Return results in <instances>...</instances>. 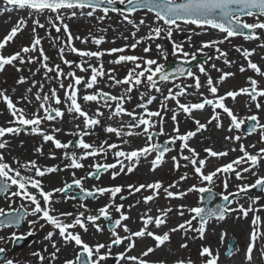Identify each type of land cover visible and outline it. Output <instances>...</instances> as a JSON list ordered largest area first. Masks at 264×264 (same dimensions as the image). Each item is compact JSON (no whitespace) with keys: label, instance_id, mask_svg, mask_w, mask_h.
<instances>
[{"label":"snow or ice","instance_id":"6c2138e0","mask_svg":"<svg viewBox=\"0 0 264 264\" xmlns=\"http://www.w3.org/2000/svg\"><path fill=\"white\" fill-rule=\"evenodd\" d=\"M3 3L12 8L16 9H28L30 10V17L32 13L41 14L44 12L54 13L55 16L48 17V25L55 29L57 33L64 32L66 39H63L58 35L53 38L54 43L61 41L59 47L60 60L65 65L72 66V61L65 58V51H70L78 55L81 58H88L91 60L95 58L100 61L104 55H113L117 53H124L127 48L135 49L139 44L145 41H154L160 39L162 36L172 42L173 52L181 54L184 58H188L190 54L183 50L182 43H176L172 38L175 31L183 32L184 25H195L198 29H215L221 33H225L223 39L210 40L202 42L198 51H203L206 48H215L218 53L217 59L226 57L227 53L222 51L218 45L225 42L233 36H243L245 40H258L260 39L257 30H264V0H3ZM117 5L122 7H117ZM87 9L88 11H84ZM10 9L5 8L4 11ZM65 10H72L70 17L77 15L76 10H80V15H86L87 17H93L94 14L99 11L103 15L99 16V20L105 19L109 12L118 13L124 21L131 24L135 32L132 33L134 43L131 45H125L121 48H111L107 50H84L78 49L74 46V40H80L81 43H87L88 38H81L79 36H73L69 26L64 23ZM140 10H146L147 13L154 14L153 26H149V31L145 36L137 37L136 33L139 31L140 26L146 25V17L141 18L137 24L132 15ZM253 17L255 22L248 23L242 19V17ZM34 25L32 32L33 38L29 46H23L19 51H16L10 55H4L2 50L6 48L7 44L14 41V38L21 32L24 27L27 26V20L20 18L17 23L8 31V33L0 39V71H3L5 66L13 65L14 62L19 61L20 64H34L38 63L41 68L44 69L45 79H56L62 81L64 78H70V83L65 86L62 82L60 88L65 89L64 99L62 100L57 93L56 88H51L48 93L43 92L44 85L39 84L38 91L34 94L35 100L38 102V110L27 113L24 108L17 107L19 101L14 102L12 97L7 94L6 90H0V102L6 105L9 114L12 116V120L8 123L10 126H0V149H5L8 143L5 138L7 135H18L22 129L30 128V132L34 135L42 136L45 142H51L56 149H69L70 145L80 149V153L65 151L63 158L68 161L64 165L65 169H82L85 167L83 161L89 158L103 157L107 160L108 153L111 152L114 157L113 163H94L89 167L94 171H89L86 177L77 178L75 171L72 172L71 183H65L63 187L54 188L51 191L45 190L42 182V178L48 174L61 171L58 166L52 167H41L38 166L36 161H28L23 164L19 160H15L17 167H12L6 162L5 156L0 152V195H4L9 201L10 211H6L4 208H0V228L15 227L19 228L21 222L25 216H32L35 219L29 220V231L25 235H17L13 232L11 240L19 242L22 239H26L28 236L34 235L35 225L39 224L41 220L45 223L40 224V228L43 229L46 225H50L53 231L47 232L44 239L50 241L51 247L54 251L50 254L51 260L57 259V253L60 248L57 246L53 237L56 235L58 230L59 237L65 245L74 244L80 251L75 255L74 259H66L64 264H104L109 259H114L116 264H164L163 261L152 262L149 259L150 254H154L158 249H161L166 243L170 241V236L175 232H183L185 239L188 238L189 232H195L200 239H204L206 232V225L209 220L217 219L223 220L227 213L237 212L243 218H247L250 213H253L251 221L252 230L249 236V243L246 248L245 259L248 264H252L253 253L256 242L258 239H264V232L259 228L260 217L255 213H258L261 209L254 207L260 197L252 199L251 204L245 207L237 202L236 208L227 207L224 204H216L215 207H186L180 205L178 214L183 217L185 211L189 213V219L184 220L175 227L169 228L162 234L151 230V226H155L156 229H160L162 226L167 224L169 214L173 211L171 207L168 208H157V215H151L152 209H146L145 212L140 216L142 226L132 231L129 226L124 223L130 219V216L124 211L123 203H116V198L119 196L121 201L127 199L126 196L121 195L123 193V186L114 187H99L93 186L91 189L84 187V180L88 178H100L101 171H111L113 179L116 176L124 173H131L141 158L147 159L153 153L155 158L151 160V170L155 171L164 160L167 153L175 150V145L179 141V157L173 156V166L175 169L180 168V160L188 162L191 166L195 177L199 180L200 185L193 184L186 191L174 192L171 189L178 188L179 182H173L165 186L162 181H155L152 183H142L139 185H128V194L136 195L142 192H149L148 195H143L142 199H138L135 204L143 203L148 205L150 202L156 200L161 192H163L166 199H183L188 193H208V201L212 200V186L215 181L221 176L224 177L223 188L224 191L220 193V199L227 202L228 205L232 204L233 201L230 197H235L240 193L248 192L251 189L259 188L264 191V175H260L254 171L264 161V147H260L256 152L252 153L248 151L249 147L255 148V145H239V152L241 153L236 159L216 167L214 170L205 171L208 160L211 158H221L228 156V151H216L211 147L205 148L204 152L207 154L206 158H200V154L190 146L189 141L197 135L201 130H206L207 125L196 120L192 113L194 111H202L206 107L212 109V116L208 123L216 121V127L221 128L222 123L220 122V114L217 109L222 110L230 120L228 131L233 130L239 131L242 126L247 122H252L247 128L246 135L257 133L260 137V143L264 144V122H261L257 115H249L247 117H239L232 108L228 107L225 101L231 98L233 101L238 96L245 95L249 97L250 101L255 104L257 110H264V104L260 101L264 99V87L261 86L260 81L253 77H248L246 86L240 87L236 90H229L223 95L218 94V85L228 78L234 76L232 72H222L217 81L209 76L207 79V90L210 96H204L200 93V100L196 103H181L180 97L186 96L189 93L187 88L195 87L197 92L202 87L199 76H197L191 69H185L178 67L174 70V73L167 72L164 65L159 64L155 59H146L137 57L134 55H123L116 56L114 60L109 63L119 65L123 62H132L134 67L129 69L127 75L123 79H118L115 75V69H108L105 71L103 63H98L93 66L85 60L82 63L76 64L75 68L79 69L80 72L89 73L88 76H78L75 72L69 71L65 73L59 64L50 66L48 61L49 57L45 54L44 49L41 46V38L36 34L37 28H45V24L41 23L39 19H33ZM199 35L200 33H195ZM127 39V38H125ZM92 43L99 46L104 42V37H91ZM191 40V36L188 37ZM157 49H162V45L157 44ZM264 47V45H261ZM150 47H145L143 51L149 52ZM39 52V56L26 55L33 52ZM237 52L241 54L247 66L241 65L239 71L244 73L247 70L253 71L257 76L264 78V70L258 66L257 63L251 60V56L255 50L237 48ZM191 59L195 60L196 56L191 55ZM211 59V57H209ZM142 61V62H138ZM187 63V59L185 60ZM225 64L232 63L227 59L224 60ZM87 65V66H85ZM215 67V65H213ZM38 68L36 71H39ZM17 71H20L17 68ZM217 71H221L217 69ZM55 73L54 77L49 76V73ZM199 72L207 75L205 67L199 66ZM192 78L195 83L194 85H175L179 90L173 92L170 88L168 89L167 95L163 96L160 102V109L156 111L149 110L148 105H151L156 96L149 95L145 98V94L141 93V103L137 105L138 108L142 109L141 112L135 110L129 111L124 105L127 101L131 100V95L138 86L147 83L149 92L155 91L157 93L162 92V89L158 86V80L161 82H167L174 75L184 76ZM35 75V73H33ZM107 77L109 81L108 86H119L127 85L124 89L125 95H112L109 92H105L96 86L99 83L100 78ZM158 78V80H157ZM27 82V78L21 76L17 80V84H24ZM36 81H32V87H37ZM83 85L85 89H95L93 92H86L82 99L85 103L96 102L99 104L103 101V107L109 110L107 119L113 120L117 117L127 116L130 118L129 122H124L121 119L120 126L114 127L108 125L104 127V131L109 134H114L120 138L121 143H109L107 140L100 144L86 142L84 137L89 136L93 133L96 126L101 125L100 117L104 116V112L100 107H97L95 112L90 114L86 111L81 103H79V86ZM28 93H32V88L27 89ZM22 100L31 103V100L27 95L21 97ZM172 100L175 102V107L169 109L167 101ZM67 105V111L69 113H75L76 117L82 118L83 127L77 125L78 131L70 133L71 135L77 136L78 139L74 142L69 141L67 143L61 142L56 138L55 133L60 132L61 129L53 128L51 132L45 131L41 126L44 121H54L62 119L64 111L60 107H52L51 105ZM165 111H171L172 121L177 125L173 128L174 135H169L168 139L159 143L156 138L160 135H165L163 128L164 116L162 115ZM182 111L186 116L193 119L196 125L195 131H188L181 134L177 121V113ZM43 112V115H41ZM74 117V118H76ZM153 118H157L154 120ZM159 126L158 131H153ZM145 136L146 141L144 146L133 148L130 151H125L122 147L123 144H128L130 141L124 139L125 137L133 136ZM225 140L229 141H240L241 135L225 136ZM190 153V155H184V151ZM37 152H41L40 148L36 149ZM231 151H237L236 148ZM51 158H55L54 155ZM118 169V170H117ZM27 172L29 174L25 175ZM244 173H251L256 177L255 182L251 184H243L237 186V192H228V178L234 174L235 179L243 180ZM188 179V174L180 176V181ZM75 188L80 190L82 195L80 196L81 201L86 198H97V196L109 195L110 202L100 207L97 210V214H87L89 212L87 205L81 203L80 208L84 211L77 212H57L53 207L55 203L53 197L55 193L66 194L69 190ZM15 190H12V189ZM19 198L21 201L27 202V206L22 204L21 208L24 211H19L11 207L14 198ZM66 199H76V197L65 196ZM135 205H128L131 209ZM118 214V218L113 219L111 210ZM103 219L104 221L110 222V233L111 239L107 243L97 242L93 245L85 242L79 232L74 231L76 228H80L83 231H88V225L91 224L97 232H103L104 227L97 223V221ZM193 221H197L198 226L193 225ZM122 229L125 235L120 234ZM143 238H151L154 241V246L146 247L138 255H130L133 249L136 247V240ZM196 237H192L195 239ZM223 238V236L221 237ZM0 239H3L0 237ZM124 245V251L116 253L113 256L112 249ZM181 248H187V243H182ZM47 249H45L46 251ZM6 250L0 248V264H14L11 259L3 257V253ZM34 256L38 257L41 262L44 261L45 257L41 252H34ZM264 256V251L261 253ZM199 257L201 258V264H218V254H214L212 249L207 246H202L199 251ZM176 264H195L194 261L188 259H180L176 261Z\"/></svg>","mask_w":264,"mask_h":264},{"label":"rangeland","instance_id":"374dc122","mask_svg":"<svg viewBox=\"0 0 264 264\" xmlns=\"http://www.w3.org/2000/svg\"><path fill=\"white\" fill-rule=\"evenodd\" d=\"M0 3H3V0H0ZM23 10H24V14H25L24 18L27 20V26L24 27V29L18 33V35L14 38L13 42H10L7 44L6 48L2 50L3 54L4 55H10L11 54V51L8 49V47L11 45H14L16 47V50L18 49V51L23 46H29L31 43V40L33 38L32 29H33L34 25L32 23V20L33 19H39L41 23L45 24V28H37L36 34L41 38V46L44 49L45 54L49 57L48 63L50 66H54V65L59 64L65 73H67L69 71H73L78 76L90 75V72L89 73L80 72L79 69L75 68L76 64L82 63L85 60H87L88 63H91L93 66H96L98 63L103 62V64H105L109 68L115 69L114 75L118 79H123V77L125 75H127L128 70L134 67V64L132 62H123L119 65L109 63V61L114 60L116 58V56H118L120 54L134 55V56L142 57V58H146V59H155V60H157V62L159 64L164 65V67H166L168 62H175L177 60H186V59L192 60L191 55H195L196 59L197 58H201V59L206 58L205 62L198 64L197 66H195L192 69V71L197 76H199L200 81H201L202 87L199 89V92H197L195 87L187 88V92L189 94L186 95V97L188 96L190 100L196 102L200 97V93H203L204 96H210V94L207 90V79L209 76L215 82L218 80V78L222 74V72H229L230 71L229 69H231L236 62L243 64L245 67L247 66V61H245L244 58L241 56V54L236 51L237 48L249 49V50L254 49L255 50L254 54H257V55H255L256 57L254 56V60L257 61V63L259 64L258 66H261V65L264 66V47H261V45H264V30H257L258 35L260 37V39H258V40H245L244 37H230V38H228L227 40H225L224 43L218 45V47L222 51L227 53V56L221 57L220 59H217L216 57H217L218 53L215 51V48H206V49H203V51H198V49H200L202 42H207L210 40H217V39H215V37L213 35L217 34V35H219L220 39H223L226 34L221 33L215 29H210V28L198 29V28H196L195 25H184V24H181V27L184 28L185 31H183V32L175 31L172 39L176 43H182L183 44V50L190 54V56L188 58H184L179 53H174L172 42L169 41L167 38H164L162 36L160 39H156L154 41H145V42L139 44L135 49H132L129 47L125 50L124 53H117V54H113V55H107L106 54L101 58L100 61H97L95 58L88 60V58H81L78 55L70 56L65 51V58L68 59L69 61H72V66H69V65L63 64V62L60 60L58 49L61 46V41H56L55 43L53 41V38L58 36V35L62 38V40L66 39V36H65L63 31H61L60 33H57L54 28H52L50 25H48V22H47L48 17L54 18L55 14L46 11V12L41 13V14L32 13L31 17H30V15H29L30 10H28V9H23ZM71 11L72 10H65L64 23H66L69 26V29H70V31L74 37L79 36L81 38H88L87 43H81L80 40H76V41L74 40L75 42L73 44L78 49L97 51V50H107V49L115 48V47H112V45L110 46L109 44H106L104 47L97 46L94 43H92L91 37L92 36H96V37L103 36L104 40L107 38V41L109 43L110 36H106V34L116 35V33H119V32L121 34H123V37L125 35L127 38L126 42H124V44L122 45L123 47L126 44L131 45L132 43L135 42L133 39L132 33L136 29H134L131 24H128L126 21H124L123 18L118 13L109 12L108 16L105 19L99 20L98 17L103 15L102 12L97 11L93 17H87L86 15H80V10H76L77 11V15H76L77 19L73 21V19L69 18ZM84 11L86 12L88 10L85 9ZM146 15L154 20V14L147 13L146 10H141V11L134 13L131 18L134 19L136 21V23L138 24L139 20L142 18V16H146ZM242 19L248 23L255 22V19L253 17L245 16ZM151 26H153V25H151ZM10 29L11 28H9V27H1L0 28V39H3V37L8 33V31H10ZM148 31H149V28L147 27L145 29V32L143 33V36H145L148 33ZM207 31H212L213 35H209V37L205 36ZM195 33H200V34L196 35ZM189 36H191L190 41L188 40ZM157 44L162 45V49H157V47H156ZM107 46H109V47H107ZM98 47H101V48L98 49ZM145 47H150L151 50L149 52L145 53L143 51V49ZM117 48H121V47H117ZM169 52H171L170 56L167 55ZM26 55H32V56L38 57L39 52L37 51V52H33L30 54H26ZM253 55L251 56V60H252ZM209 57H211V59H209ZM225 59H227L228 61H231L232 63L225 64L224 63ZM138 62H142V61H138ZM14 64H15V66L8 65V67L4 68L6 70V73L4 75H2V77L0 74V90H6V92L8 94L9 93L8 88L11 85L15 84V82L21 76H24L27 78V82L23 84L24 87L26 86L27 89L32 88V90L34 91L33 92L34 94L38 91L39 84L42 83L44 85V88H43L44 93H48L51 88H56L57 93L60 96V98L62 100L64 99L65 89L60 88V83L62 82L65 86H67L70 83V78H64L62 81H58L56 79L49 80V79H45L44 69L41 68L38 63L20 64L19 61H16V62H14ZM200 65H203L205 67L207 75L199 72V66ZM213 65H215V67H213ZM85 66H87V65H85ZM17 68H19L20 71H17ZM38 68L40 70L36 71ZM218 68L221 69V71H217ZM0 73H1V71H0ZM33 73H35V75H33ZM238 74L239 75L236 76V78L234 79V80L238 79V82H235L232 79H230V81H228L229 80V78H228L227 80L224 81V82H227V85L220 87L218 94L223 95L224 93H226L229 90H236V89H239L240 87L246 86V82H247L248 77H253V78L257 79L258 81H260V83L264 82V78L257 76L251 70H247L244 73H241L239 71ZM48 75L51 77H54L55 73L54 72L49 73ZM32 81L38 82L37 87H32ZM194 83H195V81L192 78L184 77L181 79H170L167 82L159 81L158 86L162 89V92L164 91V95H167L168 89H170V88L173 89L175 87V85L181 84V86L183 87L185 85H194ZM108 84H109V81L107 80V77L105 76L103 78H100L97 87L99 89H102L105 92L111 93L112 95H117V96L125 95L124 89L127 87V85H119V86L109 87ZM80 86L83 87V85H80ZM58 88H60L61 91H59ZM141 93H144L145 98H147V96L152 95L153 93H155V91L149 92L147 83L145 82L144 84H142V85L138 86L136 89H134L132 93L128 94V95H131L132 98H131V100H129L125 103L124 107L129 111L135 110L136 112H141L142 111L141 109L140 110L134 109L135 105L140 104L142 102L141 98H140ZM34 94L32 96L33 106H34V109L37 111L38 110V102L35 100ZM164 95L159 97V102H161ZM79 96H80L79 103H81L83 108L86 111H89L90 114L94 113L97 107H100L101 110L104 112V116L100 117L101 125L96 126V128L94 129V131L91 135L84 137L86 142L100 144L101 142L107 140L109 143L120 144L121 143L120 138L116 137L114 134H109V133L105 132L104 127L108 126V125L119 127L121 119L124 122H129L130 118L127 116H124L122 118L117 117V118H114L113 120H109V119H107L109 110L107 108L103 107V101H101L99 104H97L96 102L85 103L82 99L83 95H79ZM190 96L192 98H190ZM186 97H185V99H188ZM239 98H241L247 102L246 103L247 104L246 109H248V111H246L243 115H238L239 114V112H238L237 115L239 117L244 118V117H247L249 115L255 114L258 116V118L260 119L261 122H264V110H257L255 108V104L253 102H251L249 97H247L245 95H241V96H239ZM260 102L262 104H264V99H262ZM225 103L228 107H231V105L234 104V101L231 98H228L225 101ZM51 106L52 107H60L64 111L65 114H64L62 119H57L54 121H44V123L42 124L41 127L47 132H51V130L53 128L61 129L60 132L55 133L56 138L61 140V142L67 143L69 141H72L74 144V142L78 139V137L71 135L70 133L78 131L77 125H80L81 128L83 127L82 118L76 117L75 113H69L67 111V105L66 104H61V105L52 104ZM159 109H160V103L157 107H155V109H150V110L156 111ZM202 111L205 114L203 116H201L200 118H197L196 120H199L201 123L206 124L207 125L206 130L199 131L197 133V135L195 137H193V139H194L193 147L194 148H195V144H199V143L201 144V148L198 150V153L200 155L203 152L202 143L205 140L206 141L209 140L210 135H211V130L216 127V121H213L212 123H208L209 119L212 116V109L210 107H206ZM197 112H199V111H197ZM219 114H220V122L222 123L221 128L223 129V135L221 137H222L224 142H227L228 145H230V146L236 145L237 147H239V145L241 143L243 144V142H245L246 140H249L250 144L252 142L251 145H253V144L255 145V148H252V147L248 148V151L252 152V153L256 152L260 147H264V144L260 143V137L257 133H255L253 135H246L244 133V128L246 127L248 122L244 126H242V128L239 131L233 130L232 132H229L228 131V127L230 124L229 118L223 112H220ZM41 115H43V112H41ZM162 115L164 116L163 128H164V131L166 134L160 135L159 137L156 138V140L161 144L165 140L168 139L169 135H174L173 128L177 126L171 119V116H172L171 111H165L162 113ZM74 117H76V118H74ZM12 119L13 118L9 114L4 103L0 102V126H4V127L10 126L8 122ZM153 119L156 120L157 118H153ZM177 121H178V126H182V128H179L181 134L186 133L188 131H195L196 130L195 123L192 120H190L189 117L186 116L182 111H178ZM158 130H159V126L156 129H154L153 131H158ZM235 135H241L242 139L238 142L237 141H229V140L224 139L225 136H235ZM8 136L9 137H7L5 139L8 143V146L5 149H1L0 152H2L4 154L6 162L9 163L12 167H14V168L17 167L16 163L14 162L15 160H19L21 162V164L34 160V161H36L38 166L52 167L48 164V161L44 160L43 157L41 156L43 153L41 154V152H40L39 154L34 155L28 151V149H29L28 145H30L29 139L32 137L35 138V135L30 132V128L22 129L18 135H8ZM37 136H40V135H37ZM133 137H127V139L129 140L130 138H133ZM129 141H132V142L135 141V143H137V144L133 145L132 148L142 147L145 144L146 137L143 135L136 136L135 140L132 139ZM48 145H49V148L52 151L53 155L56 158L55 164L53 166H58L61 169V171H57L55 173V177H53V178L47 177V176H44L42 178V182H43V185L45 187V190H48V191H51L54 188L63 187V185L66 182L71 183L73 171H75L77 178L86 177L89 171H94V169L89 167L90 165L97 163V162H99V163H104V162L112 163L114 160L112 158L113 157L112 153L109 152L106 161L103 157H99L96 159L89 158V159L83 161L85 167L82 169H76V170L65 169L64 165L67 164L68 161H66L63 158L64 152L65 151L76 152L77 154H79L81 150L78 148H75L72 145H70L69 149H67V150L56 149L51 142ZM128 148H131L130 144H128ZM228 152H229V155L230 154L234 155V156L227 157L230 161L232 158L235 159L236 157L241 155V153L239 152L238 149H237V151H231V149H228ZM184 155H190V153H188L185 150ZM173 156L179 157V141L175 145V150L167 153L166 156L164 157L163 163L161 164L162 166H165L166 170H168V172H166V173L164 171V175L161 177V179L164 181V183L165 184H170L173 182H179L180 183L181 182L180 176L187 173L188 179L186 181H188L189 184L187 185L186 190L189 187H191L193 184L201 186L199 180L195 177L193 169L191 168L190 165H188V162H186L184 160H180V165H181L180 168L178 170L174 168L173 161L171 159ZM149 157H150V163H151V160H153L155 158V153H153ZM223 160H225V158H223ZM161 165H160V167H161ZM213 167H215L214 164H213L212 168ZM111 171L112 170H109L108 172L102 173L100 179L97 182L91 181L89 178L84 180V182H83L84 187L91 189L93 186H99V187L123 186L124 191H123V193H121V195L126 196L127 199H125L124 201H121L119 199V196H118L116 198L115 202L116 203H123L125 206L124 210L126 212V209H128V205L132 204V202H136L138 199H142V196L140 198H137L136 195H129L128 190H127V184H125L124 181L122 182V180L124 178H122V177H120V175H118V176H116L115 179H113L111 176ZM205 171H208V169L206 168ZM254 171L258 172L260 175H264V161H261V163L258 165V167L256 169H254ZM24 174L27 175L29 173L25 172ZM52 174H54V173H52ZM243 175L245 177L243 180H236L234 174L228 178V189L230 187L231 188V189H229L230 191L232 190V188H237L238 185L251 184V183L255 182L256 177L253 176L251 173H244ZM223 180H224V177L221 176L219 179H217L215 181V184L212 186L213 192H215L218 196V199L215 200L216 202L221 200L220 199V193L224 191ZM235 180L237 182L236 184L234 183ZM174 189L179 190V187L174 188ZM12 190H15V189L13 188ZM263 192L264 191H261L260 193H256V194H252V195H247V192H245V193H242V199L245 202V204H247L246 206H248L249 204H251L252 199H254L256 197H260V199H261V197H263L262 196ZM67 196L72 197V194H69ZM189 196H194L195 201L193 203L195 204V207L196 206H203L201 203L202 193L191 192V193H188L186 195V197H189ZM53 199L55 201V203L53 204V207L57 210V212H63L64 207L70 208L69 212L84 211L83 208L79 207V205L81 203H84L87 205V208L89 210V212H87L86 215L87 214H93V215L97 214V210L100 207H103L105 204H108L110 202L109 195H107V194H105L104 196H101L98 199V201L92 202V203L90 201L80 202V201L75 200V199H66L65 196H63L61 193H55ZM232 199H233V197H232ZM258 202H259V200L254 205V207L261 209V210L255 214L259 215V217L261 218L260 222H259V228L261 231H264V209L260 207ZM22 204L27 206V202L21 201L17 197V198H14V201L12 202L11 207L13 209H18V208H21ZM139 205H141L142 208L148 209V208H146V205L143 203H140ZM231 205L232 204H230L228 207L231 208ZM0 208H4L6 211H10L9 201L5 198V196L0 197ZM22 210H25V209H22ZM111 215H112L113 219L118 218V214L114 211V209L111 210ZM178 217L183 222L186 217L187 218L189 217V213L188 212L185 213V215L183 217L178 215ZM252 218H253V213H250L247 218H243L239 215V213L237 215H235V214H232V212H230V213H227V215L225 216V219H223V220H217V219L209 220V222H214V223L220 222V223H222V226H223L221 228V230H218L216 232H214L212 227H210V228L208 227L209 228L208 235L212 238V240L214 238V237H212V235H214V234H215V237L217 239H219L217 245H214V243H212V245L209 243L201 244L202 239H200L195 232H189L188 233V240H189L188 241V247L186 249H184V251H186V254L188 256V258L186 260L191 259L192 261L195 262V264H201V258L199 257V251H200L202 246L210 247V245L213 248L212 251L214 254H218V256H221L222 260H224V261L228 260L231 256H233L235 254V252H237V248H239L238 240H239L240 236H239V234H237V232H240L247 239V235L249 234V232H251L252 227H253L251 224ZM32 219H35V217L26 216L25 223H24L23 227L20 228L19 230H15L13 228H2V229H0V237L3 238V239H0V248H4L6 250L5 252L7 254V259L13 260L14 264H54V263L55 264H64L66 259H74L75 258V255L80 251V249H78L74 244L65 245L63 243V241L61 240V238L59 237V235H57L58 241H56L55 240L56 235H55L53 237V240L56 241L57 246L60 248L59 253H57V257H59L61 259V261L60 262H54L53 260H51L50 254L54 251V249L51 247L50 241L45 240L44 237L47 234V232L53 231V229L51 228L50 225H46L43 229H41L40 224L45 223L43 220H41L39 224L35 225L34 235L27 237L29 239L31 238V240H30L31 242L29 244H27L20 252L19 251H13L12 250L13 242L11 240L12 233L16 232L17 235H25L29 231L28 221L32 220ZM135 222H136L135 227H134L135 229H132V231H136L142 226L140 218H136ZM97 223L101 224L104 227V231H105V233H104L105 237L101 238V240L103 241V243L109 242L111 239V233L107 229V227H106L107 225H106L105 221L103 219H101V220L97 221ZM193 225L198 226L197 221H193ZM87 227H88V231L87 232L83 231L86 233L85 238H84L85 242L89 243L90 245H92L93 243L95 244V243L99 242L97 239V236L94 234V231L91 229L92 225L89 224ZM152 228H153V229H151L152 231L156 230L155 226H153ZM206 229H207V226H206ZM180 234H182L184 239H185L184 233L181 232ZM222 236H223V238H221ZM226 236L228 238L227 242L225 241ZM192 237H196V238L192 239ZM232 238H234L236 241V251L233 252L230 256H226L227 246H228V244ZM136 241H142L143 246H145V245L147 246L148 243L151 244L152 246H154V241L151 238L137 239ZM193 241L196 242V245L194 246V248H192V247L191 248L195 249V250H192L190 248L191 243H193ZM246 241H248V239ZM121 246L114 247L112 249L113 256H115L116 253L124 251L125 246L124 245H121ZM255 247L257 249L256 252L264 251V249L261 245V239L257 240ZM45 249H47V250L45 251ZM141 249H143V247ZM221 250H222V252H221ZM34 252H41V254L45 257L44 261L41 262L38 257L34 256L33 255ZM162 252H165V251L161 250L160 253H162ZM158 258L159 259L157 261H152V262L163 261L164 264H167L168 261H167V258L165 255H159ZM104 263L105 264H116L114 259H109L108 261H106Z\"/></svg>","mask_w":264,"mask_h":264},{"label":"bare ground","instance_id":"6f19581e","mask_svg":"<svg viewBox=\"0 0 264 264\" xmlns=\"http://www.w3.org/2000/svg\"><path fill=\"white\" fill-rule=\"evenodd\" d=\"M5 8H8L10 10L9 11H4ZM24 17H25V14H24V10L23 9L12 8V6H8V5H5L4 3H0V28L1 27L12 28L17 23V21L20 18H24ZM144 17H146V25L140 26L139 31L136 33L137 37H142L143 33L145 32V29L147 27L149 28V26L153 25V19H151L147 15L146 16H142V18H144ZM70 19H73V21H74V20L77 19V16L71 17ZM135 31L136 30H134V32ZM209 35H213V32L212 31H207L205 36L209 37ZM106 36H110L109 43H108L107 38H106L104 40V42L101 45H99V46L104 47L106 44H109L110 46L112 45V47L117 48V47H123L122 45L124 44V42H126V39H125L126 36L124 35V37H123V34H121L120 32L116 33V35H114V34H112V35L106 34ZM213 36L217 40L220 39L219 35H217V34L213 35ZM75 41H73V43ZM101 47H98V49H100ZM107 47H109V46H107ZM8 49L11 51V54H13L16 51H18V49L16 50V47L14 45L9 46ZM66 53L69 54L70 56H75L76 55V54L71 53L70 51H67V50H66ZM255 55H257V54L253 55L252 61L257 63V61L254 60V56ZM241 65H243V64H240V63L236 62L233 65V67L231 69H229L230 70L229 72L234 73V76L230 77L228 81H230V79L234 80L236 78V76L239 75L238 72H239V68H240ZM103 66H104L105 71H107L108 69H111L108 66H106L105 64H103ZM5 67H8V65L5 66ZM260 67H261L262 70H264V66L261 65ZM219 70H221V69H219ZM5 73H6L5 69L3 71H1V73H0L1 77ZM234 81L238 82V79H236ZM263 83L264 82L260 83L262 87L264 86ZM179 85L181 86V84H179ZM225 85H227V82L220 83L218 85V90H220V87L225 86ZM79 89H80L79 95H84L86 92L90 93V92H93V90H95V89H85L82 86H79ZM58 90L61 91L60 88H58ZM172 90H173V92H176L179 89L174 87ZM8 91H9L8 94L12 97L14 102L19 101V103L17 104V107L24 108L25 111L27 113H29V114H31L32 112L36 111L34 109V106H33V98H32V96L34 94L33 90H32V93H28L27 92V87L26 86L24 87L23 84L22 85L17 84V81H16L15 84L11 85L8 88ZM161 94L164 95V91L160 92V93H156L155 92V93L152 94L153 96H156L157 99L154 100L151 105H148L149 110L150 109H155V107H157L159 105V103H160L159 102V97L162 96ZM25 95H27L29 97V99L31 100V103H28L27 101H24V100L21 99V97H23ZM185 97L186 96H181L179 98L181 103H196V102H199V100L201 98V97H199V99L196 102H194V101L190 100L188 96L186 97L188 99H185ZM190 98H192V97L190 96ZM246 103H247L246 101H244L243 99L239 98V96H238L236 98V100L234 101V104H232L230 108H232L233 111L236 114H238V112H239L238 115H243L246 111H248V109H246V105H247ZM137 105H135L134 109L140 110V108H138ZM167 106H168L169 109H171V108H174L176 105H175L174 101L169 100V101H167ZM204 114L205 113L203 111H199V112L194 111L192 113V116L195 119H197V118H200L201 116H203ZM189 119L193 121L192 118H189ZM114 127H116V126H114ZM179 128H182V126H179ZM222 135H223V129L222 128H216L215 127V128H213L211 130V135H210L209 140H207V141L205 140L202 143L203 152L200 155V158H206L207 154L204 152V149L208 148V147H211L213 150H216V151H228V149H233V148L239 149V147H237L236 145H234V146L231 145L230 146V145L227 144V142H224L222 137H221ZM7 137H9V136L7 135L3 139L5 140ZM135 138H136V136H134L133 138H130L129 140H132V139L135 140ZM124 139H127V137H125ZM29 143H30V145H28L29 146L28 151L31 152V154H34V155L39 154L40 152H37L36 149L40 148L41 149V154L43 153L41 155L43 157V159L48 161V164L50 166H53L55 164V159L56 158H54V159L51 158L53 153L50 150L49 145H48L50 142H45L41 136L35 135V138L32 137V138L29 139ZM128 144H130L131 148H128ZM128 144H123L122 145V147H123V149L125 151L132 150L133 149L132 148L133 145H135L137 143H135V141L134 142L130 141ZM189 144H190L191 147H193V144H194V139L193 138L189 141ZM243 144L251 145L252 142L250 144V141L246 140L245 142H243ZM200 148H201V144L200 143L199 144H195V148L194 149L197 152H198V150ZM229 156H234V155H232V154L229 155L228 154V156L221 157L219 159H217V158L209 159L208 163L206 165V168L208 169V171H211V170H214L216 167H219V166H221L223 164H226V163L230 162V160L227 158ZM112 158L114 159V157H112ZM223 158H225V160H223ZM233 159L234 158H232L231 160H233ZM113 162H114V160H113ZM213 164L215 165V167L212 168ZM164 171H165V173L168 172V170L165 169V166H162V165H161V167L160 166L157 167L155 171H152L151 170L150 157H148L147 159L141 158L139 160V162H138V165L135 167L133 172L127 173L125 171L124 173L120 174V177L124 178L122 180V182L124 181L125 184H127V186L130 185V184L139 185V184H142V183H152V182H155V181H162L163 184L165 186H167L169 184H165L164 181L161 179V177L164 175ZM55 173L56 172H54V174L51 173V174H48L46 176L53 178V177H55ZM236 180L234 181L235 184L237 183ZM188 184H189V182L186 181V180L181 181L179 183V190L178 189H171V190L174 191V192L185 191ZM229 189H231V188L229 187ZM229 189L227 190L228 192H237V188H232L231 191ZM127 190H128V188H127ZM148 194H150V193L149 192H142V193L136 194V196H137V198H140L141 196L148 195ZM262 196L263 197H261V199H259L258 203H259L260 207L264 209V192H263ZM231 200L233 201V203L231 205V208H236L237 207V202L239 204H242L245 207H247L246 206L247 204H245V202L242 199V193H240L239 195L233 197V199H231ZM194 201H195L194 196H189V197L185 196L183 199H166L164 197L163 192H161L160 196L156 200H154V201L150 202L148 205H146V208L152 209L151 215H153V216L157 215V211H156L157 208L163 209V208L171 207L173 209V211L168 216L167 224L165 226H162L160 229L154 230V232H158L159 234H162L164 231H167L169 228L175 227L179 223H182L181 219L178 217V215H179L178 214L179 206L180 205H185L186 207H195V204L193 203ZM130 205H135V206L132 207L131 209H129V208L126 209V213L130 216V219L128 221H125L124 223H126L129 226V228L132 230V229H135L134 228L135 224H136L135 219L136 218H140V216L145 212L146 209L142 208L141 205H139V204H135V202H132V204H130ZM69 211H70V208H68V207H64L63 208V212H69ZM185 213H187V211H185ZM232 214L237 215L238 213L237 212H232ZM187 219H189V217L185 218V220H187ZM153 226H151V229H153L152 228ZM206 226H207V229H206V232H205V235H204V239H202V243L201 244L209 243V244L212 245V243H214V245H217L219 239H217L215 237V234H214V235H212V237H214L215 239L213 238V240H212V238L208 235V231H209L210 227L213 228L214 232H216L218 230H221V228L223 227L222 223H220V222H218V223L208 222V224ZM91 229L94 231V234L97 236L98 241L100 243H103L101 238L105 237V235H104L105 231L97 232L93 226H92ZM74 231L79 232L81 234L83 240L85 241L84 238H85L86 233L83 232L82 229L76 228ZM262 232H264V231H262ZM180 233L181 232L172 233L171 236H170V241L168 243H166L162 247L163 249L162 248L158 249L154 254H150L148 259L150 261H157L159 259L158 258L159 255H165L166 258H167V261H168L167 264H176V261L180 260V259H184L185 261H187L186 259L188 258V256L186 254V251H184V249H186V248H181L180 245L182 243H187L188 244L189 240H188V238L184 239L183 235L180 234ZM120 234L121 235H125V233H123L122 229H120ZM237 234H239V236H240V238L238 240L239 248H237V252H235V254L233 256H231L226 261L222 260L221 256H218L219 257L218 264H248V261L245 259V253H246V248H247V245H248V242H249L250 232L247 235L248 241H246L247 240L246 237L244 235H242L240 232H237ZM57 235H59L58 234V230L56 232V239H55L56 241H58V236ZM225 239H226L225 241L227 242L228 241L227 236H226ZM195 245H196V242L193 241V243H191L190 248L191 247L194 248ZM211 245H210V248L213 250ZM261 245H262V247L264 249V239H261ZM147 246L149 247V246H152V245L148 243ZM147 246L146 245L143 246L142 241H136V247L129 254L130 255H138L143 250H145ZM142 247H143V249H141ZM161 250H164L165 252L160 253ZM192 250H195V249H192ZM256 251H257V249L255 247L254 248V253H253L252 264H264V256L261 255L262 251H260L261 253L260 252H256ZM221 252H222V250H221ZM60 261H61V259L59 257H57V259L54 260V262H60Z\"/></svg>","mask_w":264,"mask_h":264},{"label":"water","instance_id":"95a60500","mask_svg":"<svg viewBox=\"0 0 264 264\" xmlns=\"http://www.w3.org/2000/svg\"><path fill=\"white\" fill-rule=\"evenodd\" d=\"M117 7H122V6H119V5H117ZM170 53V52H169ZM168 53V55L170 56V54ZM204 60H194V61H190V62H187L186 64H185V62L184 61H177V62H169L168 64H167V67H166V71L167 72H170V73H174V70L176 69V68H178V67H183V68H185V69H192L195 65H197V63H202ZM186 76V74L184 75V76H179V75H174L172 78L174 79V78H181V77H185ZM172 78H170V79H172ZM157 80H158V78H157ZM159 81V80H158ZM102 172V171H101ZM69 191H71V190H69ZM261 190L259 189V188H256V189H253L250 193H255V192H260ZM82 195V193L81 194H78L76 197H78V198H80V196ZM208 193H204L203 194V204H204V207H212V203L214 202V200L217 198V196L215 195V194H213L212 193V200L211 201H208ZM218 204H224V205H226L227 204V202H224V201H221L220 203H218ZM215 207V206H214ZM22 224H23V221L21 222V225L20 226H22ZM109 229H110V224H108V226H107ZM19 229V228H18ZM234 240H232L231 241V243H230V245H229V249H228V252H227V255H230L233 251H235V247H234V242H233ZM26 242L25 241H23V240H20L19 242H16V249H19L20 250V248L25 244ZM3 255V254H2ZM3 257L5 258V256L3 255Z\"/></svg>","mask_w":264,"mask_h":264}]
</instances>
